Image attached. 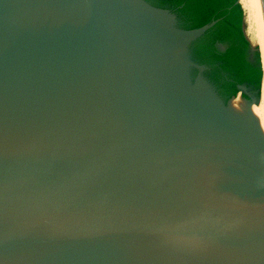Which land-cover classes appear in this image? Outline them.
Wrapping results in <instances>:
<instances>
[{
	"label": "water",
	"instance_id": "obj_1",
	"mask_svg": "<svg viewBox=\"0 0 264 264\" xmlns=\"http://www.w3.org/2000/svg\"><path fill=\"white\" fill-rule=\"evenodd\" d=\"M0 264H264V0H0Z\"/></svg>",
	"mask_w": 264,
	"mask_h": 264
}]
</instances>
